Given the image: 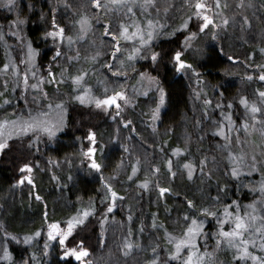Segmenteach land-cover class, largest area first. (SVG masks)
Here are the masks:
<instances>
[{
  "label": "rangeland",
  "instance_id": "rangeland-1",
  "mask_svg": "<svg viewBox=\"0 0 264 264\" xmlns=\"http://www.w3.org/2000/svg\"><path fill=\"white\" fill-rule=\"evenodd\" d=\"M30 1L26 4V0H16V6L11 9L0 6V93H4V95H0V121L4 119L15 120L18 117L27 118L29 111L33 116L39 112H48L47 104L49 102L56 104L64 101L65 107L76 104L74 102L80 103L74 97L89 87L91 96L101 98L105 94V88L108 89L107 94L109 95L113 89L123 90L126 92L129 103L124 104L121 101L119 115H116L117 110L113 106L105 111L103 118L98 116L99 120L102 119L101 131L95 130L96 124H93L95 121L89 122H93L92 125L84 124L86 133L81 131L78 135L70 137V143L78 146L71 145V152L65 153V156L60 159L51 157L49 148L59 149L61 142L66 145L59 136L64 127H61L52 139L44 133H39L38 138L37 135L28 133L25 136L13 135L8 139V147L0 151V164L6 153L9 157L8 154L13 155L16 152L11 147L13 138L20 141L23 146L25 138L29 139L28 148L34 152L39 151V155L36 160L37 164L31 168L32 171L21 173V176L24 177L31 175L33 183H29L25 179L24 183L14 184L12 190H8L0 196L3 197L2 218L0 213V254H2L5 245L9 250V244H14L19 239L23 240L26 235H32L40 230L41 235L45 236V240H40L41 235L34 237L29 244H26L27 247L29 245L27 252L29 254L19 256L15 264H22L23 260H29V264H47L46 260L48 261L50 254L54 252L52 244L58 241H48L47 225L49 223L60 221L62 226H66L67 220L76 216L80 210L84 208L93 209L98 197L100 202L103 200L104 204L109 205L111 203L110 193L105 192L108 197L105 199L106 195L97 193V188L94 194L88 197L83 196L77 187L78 180L81 179L77 172H82L80 169L84 158L87 163L90 162L89 158L84 156L82 152L90 146L87 136L92 131L96 133L97 159H99L98 155L100 157L105 152L109 154L112 150H120L122 159L113 169L114 172L101 174V179H109L108 183L112 184L113 189L124 199H117L116 207L112 212H107V205L106 217L102 220L101 227L103 229L100 235L94 236L93 230L84 234L83 231L85 227H89L88 225L79 229L80 241L84 240L82 237L86 235L88 239H93V248L86 246L90 252L87 259L92 261L91 264H148L149 261L158 257V250L161 247H163V251L165 249L170 260L169 253L175 250V243L169 241L168 234L170 233L177 238L183 237L187 227L184 220L185 214L203 219L204 227L210 221L216 222H214L216 225L212 227L213 233L211 230V234H206L200 239V242L197 239L201 252L207 249L208 252L213 253L214 259L211 264H242V262L234 259L235 250L228 247L225 241H221L220 246L217 247V240L220 237L215 235L219 230L215 217L203 218V215L199 213L195 215L187 210L188 207L184 208L183 204H180L179 209L175 210V205L178 204L177 200H173L172 206L174 208L170 209L175 210L174 213L170 217L165 215L160 218L162 225L155 223L156 220L153 215H156L157 210H160L163 201L167 202L165 198L168 199L165 195H160L159 188L171 189L172 183L178 185V183L188 179L187 170L182 167L185 162L197 164L198 167L194 170L191 178V180L195 178L196 183L199 181V175H207L209 170L211 172L223 170L224 165L222 164L225 162L230 172H227L229 178L221 181L223 187L231 189L230 184L227 186L226 184L233 179V186L237 187V192L241 195H248L250 200L245 203L248 205L255 204V214L264 216V196L260 190L261 183H264V134L261 131L264 129V124L260 121H264V115L258 113L256 114L257 119L253 120L250 112L253 104L260 107L264 112V98L259 96V92L264 91V81L259 79L264 67H257L258 65L264 66V52H261V49H264V0H221L219 9L215 8V0H205L206 3L212 5L208 10V15L213 17L215 24L219 25L224 18H227L229 23L220 28L210 26L203 33L198 30L202 21L195 17L189 21L187 29L180 28L181 23L192 14L190 2L194 4L195 0H154V3L147 8L141 7L143 0H128L127 6H116L110 0H101L102 4L106 5L102 8H96L91 0H44L43 8L40 2L44 11L42 14H45L42 18L51 22L43 21L40 25V36L48 48L46 50L48 51V58L45 59L44 71L40 70L39 54L35 57V64L28 60L27 46L31 40L26 34V23L35 16L32 13H38L37 10L29 8ZM241 3H243V7L239 6ZM225 4L227 7H224ZM129 7L132 9L131 12L128 10ZM84 15L89 18L91 27L81 38L79 24L76 21ZM245 16L248 17V24L243 22ZM17 19L24 21V23H13ZM148 20H153L156 25L164 26L155 29L157 34L154 35L150 45L141 47L140 55L129 61L128 55L134 48L140 47L139 41L121 39V51L113 57L115 44L112 37L105 34V26L107 25L112 32H117V34L121 24L129 26L130 32L135 30L136 25H140L147 31ZM53 21H55V25L64 28L65 39L63 41H60L59 38L54 40L52 37L46 36V33L56 30ZM178 30L188 31L185 37L192 32L197 33L188 47H185L184 37L182 39L183 47L178 50L182 53V59L192 65V69L178 72L174 66L177 75L181 74L180 76L186 79L188 87H190V112L179 124H171V126L166 127L162 125V115L167 106V89L160 77L150 72L148 64L152 63L151 53L157 52L158 42L175 35ZM212 31L218 34L216 40L211 38ZM173 32L174 34H172ZM68 36L73 38L71 45L67 41ZM32 47L36 49L33 44ZM57 47L60 48L61 55L53 60ZM213 48L218 49L226 64L224 68L216 71L218 76L212 81L207 75L203 60L207 52L210 54ZM221 48L223 49L222 52L220 51ZM97 53L100 55L93 61L91 57L96 56ZM77 55L78 58H76ZM229 57L233 59L230 60ZM6 63L9 64V68L4 70L3 65ZM172 63L175 65L174 60ZM13 64L19 69V75L16 74V69L12 67ZM108 64H112L113 67L109 69ZM49 65H51V71L56 74L58 84L47 82ZM117 69L120 73L127 75L113 76L112 73L116 72ZM62 71H64L63 76H61ZM24 72L29 75V85L38 83L40 77L45 78V82L40 84V90L48 93L46 99L41 98L39 90H34L31 87L25 90ZM32 72L36 73L35 77H32ZM81 72H87V75L84 77L82 86L77 89V85L73 83L71 77ZM141 73L144 74L143 77ZM249 77L252 78L249 79ZM5 80L8 82L6 88L4 87ZM219 85H223L226 92H222ZM161 88L165 92L164 104L160 107L159 118L154 121L152 118L153 111L159 103V90ZM243 97L247 98L248 107L241 103ZM5 100L9 103L6 104ZM206 101H210V103H206ZM218 104L220 107H217ZM229 105L231 106L229 107ZM98 109L104 111L102 108ZM61 115L64 117V126L65 113H59L53 109L44 118L55 123ZM86 120L89 121L90 119ZM93 120L96 118L94 117ZM126 121H130L127 126H125ZM81 122L83 121L81 120ZM108 122L109 124H107ZM245 122L248 124L247 130L243 127ZM220 129H223L225 135H220ZM165 135L171 136L173 141L172 146L167 147L169 157L167 156L166 159L155 150V148L163 150L167 146V136L164 140ZM23 146L18 147L23 149ZM177 147L185 150L179 156L174 155L172 151ZM108 154L107 159L109 161ZM241 155L244 157V163L239 168V175L233 176L231 170L236 166L233 160ZM253 155L256 157L255 171L251 167ZM168 159L172 160V172H176L175 177L168 171ZM201 160H206L203 166V174L199 168ZM108 161L104 162L103 167L105 169L108 167ZM97 162L101 163L98 160ZM101 165L103 164L101 163ZM133 166L137 167L138 171L129 181L128 176L132 175ZM156 168H159V173L155 172ZM38 179L40 180L39 184H41L39 185L40 189L49 186V184L51 187L44 194L49 195L50 199L46 195L48 200L40 206L37 227L33 225V221L37 218L35 214L39 210L34 205H38L41 200H44V195L38 194L42 198L40 201L34 199V196L31 195L35 189H31L30 186L34 188L35 181ZM145 180L149 181L147 188L141 186V182ZM28 183L29 186L25 185ZM68 186L71 188L70 194L72 195L67 194L65 190ZM102 186L105 189V181L103 180ZM129 188L128 193L126 191ZM215 198L212 197L213 201L204 200L198 206L201 208L215 206L220 203ZM169 199L168 202L171 204ZM138 205L140 209L142 207V213L148 215L142 221L140 217L136 216L139 214L136 211ZM241 208L239 211L241 216L246 212H252L248 206ZM243 208H248V211L244 212ZM45 212L47 218H45ZM22 215L24 216L22 217ZM182 217L183 222L181 221ZM219 218L224 219L223 214H220ZM48 219L50 220L47 221ZM168 219L173 220V223L169 222L171 225L167 224ZM44 223H46L43 228L44 231H41L38 228ZM154 223L155 227L153 226ZM227 224L231 228L233 227L231 221ZM145 225L147 229L152 228L154 237L143 231ZM164 226L169 230L168 232L161 229ZM5 233L11 235L5 236ZM12 235L17 237V241L11 239ZM248 238L250 237L246 234L245 239ZM69 240L68 238L66 245ZM80 241L75 244H79ZM46 242H48L47 250L44 248ZM126 242L133 244V248L128 250L127 254H125ZM158 244H160V248ZM258 244L259 239L257 237ZM257 245H250L249 250L255 255L264 256V250ZM153 248L156 249L155 254ZM9 251L11 252V250ZM60 251L63 252L61 246ZM33 253H35V260L30 259ZM181 255L185 257L187 250L183 251ZM171 259L173 260V258ZM159 261H161L159 264H165L164 260L160 258H158ZM1 262L9 264L8 261ZM167 264H182V260L171 261ZM247 264H253L251 259L247 261Z\"/></svg>",
  "mask_w": 264,
  "mask_h": 264
},
{
  "label": "snow or ice",
  "instance_id": "snow-or-ice-1",
  "mask_svg": "<svg viewBox=\"0 0 264 264\" xmlns=\"http://www.w3.org/2000/svg\"><path fill=\"white\" fill-rule=\"evenodd\" d=\"M110 2L113 5L116 6H127L128 0H110ZM91 3L96 8H102L105 7V4H102L101 0H91ZM154 3V0H143V3L141 4V7L147 8L151 6ZM0 6L8 7L11 9L12 7L16 6V0H2V3H0ZM240 7H243V3L239 5ZM212 7V5L205 2V0H195V3L192 4L190 2V9H191V15L187 17L181 23L180 28L181 29H187L189 25V21L193 19V17L197 18L198 20H201L202 22L199 24V32L203 33L206 29H209L210 26H214L215 28H220L222 26H227L229 21L227 18H224L221 20V23L219 25L215 24V21L212 16L208 15V10ZM221 7V0H215V8L219 9ZM224 7H227L225 4ZM129 12H131V7H129ZM243 22L245 24H248V17H243ZM15 24H23L24 21L17 19L13 21ZM77 24H79L81 38L83 34H85L89 28L91 27V23L89 18L84 15L81 16L78 21H76ZM148 30L145 31L144 28H142L140 25L135 26V30L131 31L129 30V26L121 24L119 28V32H112L109 27L105 26V34L112 37V40L114 41L115 48L112 53L113 57L116 56V53L120 52V40H138L140 47L134 48L131 53L128 55V60H134L136 56L140 55L141 47L150 45L152 42L154 35L157 33L155 32V29L157 27L163 28V25H156L154 24L153 20H148ZM54 28L56 30L50 31L46 33L47 37H52L54 40L56 38H59L60 41H63L65 39V30L62 27H59L58 25H55V21H53ZM174 34V32L172 33ZM13 35H16V33H13ZM197 33L192 32L189 36H186L184 38V44L185 47L190 46V41L196 37ZM217 32L212 31L211 32V38L213 40L217 39ZM73 38L71 36L67 37V41L69 45H71ZM28 60L32 64H35V57L39 54L38 49H34L32 47L31 42L28 43ZM220 51L222 52L223 49L221 48ZM261 52H264V49H261ZM61 55L60 48L57 47L56 52L53 56V60H56L57 57ZM100 53H97L96 56L91 57V59L94 61L96 60V57L99 56ZM161 56L160 52L153 51L151 53V60L153 63H155L158 58ZM78 58V55L77 57ZM73 59V58H70ZM230 60L233 58L229 57ZM173 60L175 62V67L178 72L184 71L185 69H192V65L187 63L184 59H182V53L180 51L175 52L173 56ZM23 63V61H22ZM123 64V62H121ZM13 68L16 69V74L19 75V69L16 65H12ZM107 67L111 69L113 67L112 64H108ZM257 67H264L258 65ZM9 68V64H4L3 69L7 70ZM49 73H48V83H59L56 81V74L51 71V65L48 66ZM64 75V71L61 72V76ZM87 75V72H81L78 75L72 76L71 79L75 85H77V89H79L82 86V83L84 81V77ZM113 76L119 77L121 75L126 76V73H120L119 69H117L116 72L112 73ZM143 73H141V76L143 77ZM36 73L32 72V77H35ZM252 77H249L251 79ZM259 79L261 81H264V71H261ZM45 82L44 77H40L38 83H33L29 85V75L27 72L23 73V84L25 87V90L28 89V87H31L34 90H39L41 98L46 99L48 97V93L40 90V84ZM7 80L4 81V87H7ZM158 83V82H157ZM15 90V89H13ZM160 97H159V103L157 104L156 108L153 111V120H157L159 118V111L160 107L164 104L165 99V92L164 89L161 88L160 90ZM91 89L85 88L83 92L80 95H77L74 97L75 100H78L81 104L84 103H94L95 107L102 108L107 111V109L112 108L113 106L117 110L116 115H119V110L121 109V101H123L124 104L129 103L128 97L126 95V92L123 90H112V93L109 95L108 89L105 88L104 92L105 94L103 97L99 96H91L90 95ZM0 95H4V93H0ZM259 96L261 98H264V91L259 92ZM34 99H36L34 97ZM6 104L9 103V101H4ZM206 103H210V101H206ZM241 103L245 105V107H248V100L246 97L241 98ZM231 105H229L230 107ZM217 107H220L218 104ZM48 112L55 109L59 113H66L67 109L65 107V102L60 101L56 104H53L49 102L47 104ZM48 112H39L37 115L33 116L31 115V112L29 111V115L27 118L18 117L15 120H8L4 119L0 121V151L6 149L8 147V139L11 138L13 135L16 136H25L28 133H33L34 135H37L39 133L46 134L50 139L54 138L57 134V132L60 130L61 127H63V121L64 117L63 115L60 116V119L56 121L55 123L51 120H48L44 117H47ZM250 112L252 114V119H257L258 113L264 115V112H262V109L260 107H257L255 104L251 105ZM115 119V117H113ZM229 122L231 123L230 117ZM262 124H264V121H260ZM130 124V121L125 122V126ZM243 127L247 130L248 124L245 122ZM262 134H264V129L261 130ZM220 135H225L223 129L219 130ZM227 139V137H225ZM88 141L90 142V146L86 149V151H83L82 154L86 157H88L91 161L90 168L95 170H100L102 165L98 163L95 159V154L97 152V139H96V133L90 131L87 136ZM102 151V149H101ZM173 154L176 156H179L184 149L177 147L172 150ZM252 160V170L255 171V161L256 157L253 155L251 157ZM139 163V161H137ZM206 163V160H201L199 162V168L201 173L203 174V166ZM235 167L231 170V175L238 176L239 175V168L244 163V157L241 155L240 157H237L233 160ZM184 169L187 170V176L189 179L192 178L194 170L198 167L197 164L192 162H185L182 166ZM167 168L168 171L171 173L173 177H175L176 172H172V160L168 159L167 161ZM21 171H28L29 173L32 171L31 165L24 164ZM138 171V168L133 166L132 167V175L128 176V180L131 181L133 179V176ZM159 168L155 169L156 173H159ZM211 175V174H209ZM25 179L28 180L29 183H33L31 175L24 177L21 176L20 181L18 183H24ZM149 185V181L145 180L141 182V186L144 188H147ZM105 189L107 193H110L111 197V203L107 207V212H112V210L116 207V201L117 199H124V197L120 196L117 191L113 189L112 184L105 181ZM260 190L262 193H264V183H261ZM170 188L166 187H160L159 193L160 195H164L167 192H170ZM107 195L105 196V199H107ZM36 199L40 200L42 199L38 194L36 195ZM217 201L219 200V197L215 198ZM103 203V200L101 201ZM187 206L189 210L196 211L199 214L203 215L204 217H215L217 218V223L219 225L218 233L215 235H218L220 239L217 240V247L220 246L221 241H225L227 246L230 248H233L235 250V256L234 259L238 262H242V264H247V261L251 259L253 264H264V256H258L255 255L252 251L249 250L250 245H257V237L259 239V244L257 245L260 249L264 250V216H257L256 213V206L255 204L248 205L249 208L252 209V212H246L243 216L239 214V206L237 205V212L236 214H233L229 211V208L231 205H227L224 208V219L219 218V214L217 211L210 210L207 207H202L197 209V206L192 200H186ZM232 204H236V201H233ZM94 214V209L92 208H84L80 210L76 216L71 217L67 220L66 226H62L60 221H53L47 225L48 231H47V238L48 241H54L58 240L61 248L63 249L62 252V259L63 258H71L74 257L76 261L80 262V264H91V262L87 259L90 255L89 249L84 247L83 241H80L79 244L75 247H67L66 241L70 236H72L74 230L81 225L85 224V221L88 219L90 215ZM45 218H47V213L45 212ZM131 219V217H129ZM184 220L187 224V227L183 233L182 238L173 237L170 233L169 241L175 243V250L170 251L169 255L171 258L175 260H182V264H211L212 260L214 259L213 253H210L205 249L204 252L200 251L199 245L197 244V237H200L203 235V227H204V220L198 219L196 216H191L188 214H185ZM231 221L233 224V227L229 230H225L224 225ZM155 227V223L153 224ZM248 234L250 238L245 239V235ZM11 234L5 233V236H9ZM41 235L40 230H37L32 235H26L23 238L24 244H29L34 237H39ZM11 239L14 241H17V237L12 235ZM19 242V241H18ZM45 250L48 248V242L44 245ZM133 248V244L130 242L125 243V254H127V251ZM187 250V255L185 257H182L181 253L183 251ZM156 249L153 248V253L155 254ZM31 260H35V253H33L30 257ZM0 261H8L9 264H15V261L13 260L12 253L8 250L7 245L4 246L2 254H0ZM22 264H29V260H23ZM148 264H158V257L156 259H153L148 262Z\"/></svg>",
  "mask_w": 264,
  "mask_h": 264
},
{
  "label": "trees",
  "instance_id": "trees-1",
  "mask_svg": "<svg viewBox=\"0 0 264 264\" xmlns=\"http://www.w3.org/2000/svg\"><path fill=\"white\" fill-rule=\"evenodd\" d=\"M29 1L30 0H26V4ZM40 2L42 3V8H43L44 0H33V1H30L29 3V8L31 7L35 11L37 10L38 13L36 14L32 13V15H35V16L31 17L27 21L26 34H27V37L31 40L33 46H35L36 49L39 50L40 70L44 71L46 67L45 59L48 58V51H46L48 48L43 43L42 37L40 36L41 35L40 25L43 21L47 23H51V22L42 18V16L45 14H42L44 13V11L41 8ZM46 16H49V15H46ZM187 33L188 31L178 30V32L175 33V35L167 37V39H163L160 42H158L157 52H160L161 56L158 58V60L155 63H153L152 61V63L148 64V69L150 70V72L154 74L155 76L160 77V79L162 80V83L167 89V106H166L165 112L162 115V122H163L162 125L166 127L171 126V124H176V125L179 124L180 122H182V119L186 117L187 114L190 112L189 110L190 109L189 107L190 106V100H189L190 87H188L186 79L183 76H180L181 74L177 75V73L174 71L175 65H173L172 63L174 53L183 47L182 39L185 37ZM203 64L207 69V75H209L210 79H212L213 81V79L216 76H218V74H216V71L224 68L226 63H224V60L221 57V54L218 51V49L213 48L210 54L207 52L206 57L203 60ZM219 86L221 87L222 92H226V89L223 85H219ZM74 103H76V104H72V106L74 107L72 106L66 107L67 112L65 113L66 120L63 126L64 129L62 132L59 133L60 138L64 140L67 146L64 145L63 142H61L60 143L61 148L59 149L50 147L49 150H50L51 157L60 159L61 157L65 156L64 155L65 153L71 152L72 144L70 143L71 142L70 137L72 135H78V133H80L81 131L86 133L87 130L84 124L92 125L93 122L92 123H89V122L95 121L93 123L94 125L96 124L95 130H98V131L102 130V126H103V124H101L102 119L99 120L98 116L103 118L106 110L103 109L104 110L103 112L100 111L97 107H95L94 103H91V104H81L77 102H74ZM94 117L96 118V120H93ZM85 119H90V120L85 121ZM81 120L83 122H81ZM107 124H109V122ZM166 136L167 135L164 136V140H166ZM18 138H22V137H18ZM157 138L159 137L157 136ZM28 141L29 139L25 138L24 146H23L20 141L13 138L11 141V147H13V151L15 150L16 152H14L13 155L8 154L10 155L9 157H7V153H6V156L2 157V160H1L2 162L0 164V196L6 193L7 191L6 188L13 187L14 184L18 183L19 178L22 173L21 169L24 164L31 165V168H33V166L37 164L36 160L39 155V151L34 152L31 149H29ZM172 143L173 141L171 140V136H167V144H166L167 146L163 150H159L157 148H155V150H157V152H159L166 159L167 156L169 157V153H167L169 149L167 147L172 146ZM74 145H77V144H74ZM18 146H23V149ZM17 148H19L20 150H18ZM77 150H80V149L77 148ZM119 151H120L119 149H116V151L115 150L110 151L109 154L108 152H105V154L101 155L100 157L98 155V158L103 164L101 169L92 170L88 168L87 170L88 173L85 174V176L78 175V177L81 179L77 178L79 179L77 187L81 191V194H83V196L84 195L88 197L91 196L92 194H94V191L97 188H98L97 193L99 194L104 193V195H106L105 193L106 190L103 189V186H102L103 179H101L100 173L108 174V172L110 171L114 172L113 169L117 166L118 162L121 161L122 159ZM107 154L109 155V161L107 159ZM173 158L171 159L173 160ZM106 161H108L107 169L103 167L104 162ZM82 164H85L87 168V160H85V158ZM222 165H224L223 170L219 169L218 171H213V172L209 170L207 172V175H203V176L199 175V181L197 183H196L195 178H194L195 180L194 179L188 180L189 178L185 179L184 182H181L180 184L178 183V185H176L175 183L174 184L172 183L170 186L171 191L164 194L168 199L170 198L169 201H171V204H169L168 199L165 198V201L167 202L165 203L163 201V203H161L160 205V210H157L156 212L157 214L153 215L154 219L156 220L155 223L162 225V222H160V218L164 217L165 215L166 216L169 215L167 217H170L176 209H179L180 204H183L185 206L184 208L188 207L186 200H188L189 197L191 198V199L189 198V200H192L196 206H198V204L204 200L210 199L211 201H213L214 199H212V197H219L218 202L220 203L215 206H211L209 208L210 210H214L217 212L220 209L218 212L219 216L220 214L222 215L224 213V208L227 205H231V207L229 208V211L232 212L233 214H236L237 205L239 206V211L242 209L241 207L248 206V204L245 203L250 200L248 195L247 194L241 195L237 192V187L233 186L234 184L233 179L230 180V182L226 184V186L230 184V186L232 187L231 189L225 188L221 184V181L223 179L229 178L227 176L228 174L227 172H230V169L228 168L227 165H225V162H223ZM209 173L211 175H209ZM104 181L108 182L109 179L104 178ZM39 182H40L39 179L38 181H35L34 188L30 186L31 189L33 190L35 189V191H32L33 195H31L32 197L34 196L33 197L34 199L36 198L35 196L36 194L40 193L44 195L47 189H50L51 187L49 184V186L44 187L45 189L44 188L40 189L39 185L41 184H39ZM25 185L29 186V184H25ZM72 186L74 187L73 184ZM65 190L67 194L72 195L70 194L71 188L69 186ZM129 191H130V188L127 189L126 192L129 193ZM46 195H44V200H41V201L39 200L40 203L38 205L37 204L34 205V207L36 208L38 207V210L40 209V206L44 204L46 200L50 199L49 195H47L48 199H46ZM263 196H264V193H263ZM173 200L178 201V204L175 205L176 208L174 211L170 210L174 208V206H172ZM233 201H236L235 205L232 204ZM105 202L107 203V201ZM107 205L108 204H104L100 202L99 197L97 198L96 203L94 204V208H93L94 214L88 217L84 225L78 226L76 230H74L72 236L69 237L70 240L68 241L67 246L73 247L75 245H78L75 243L80 241L79 229L85 225H88L89 227H85V230L83 231L84 234L90 230L94 231V236L100 235L102 233L103 228L101 227V223H102V220L105 219L106 217L105 209ZM2 206H3V197L2 198L0 197V209H2L1 208ZM199 208L201 207L198 206L197 209ZM243 209H244L243 210L244 212L248 211V208H243ZM187 210L190 212H193L195 215H198V212L196 211H191L189 210V208H187ZM136 211L139 213V214H136V216L140 217L141 221L144 217L148 216L142 213V207L140 209L139 205ZM39 212L40 210L36 212L35 217L37 215V218L33 221V225L37 227H38V221H39L38 217L40 214ZM23 216L24 215H22V217ZM1 218H2V214H1ZM203 218H206V217L203 216ZM49 220L50 219H48L47 221ZM167 221H168L167 224H169V222L173 223V220L168 219ZM181 221L183 222V217L181 218ZM214 222L210 221L207 223V225L203 228V235H201L200 237H197L198 242H200V239H202L206 234L210 235L211 230H212V233L214 232L212 228L214 227V225H216L215 224L216 222L215 223ZM224 226H225V229L227 230L231 228L230 226H228L227 223ZM42 228H43V225L38 229H41V231H44V229ZM161 229L164 232L169 231L165 226L164 228H161ZM143 231H146L150 236L154 237L152 228L147 229L145 225ZM82 239H84L82 241L85 247L90 246L91 248H93V239H88L87 235L83 236ZM40 240L42 241L45 240V236L41 235ZM158 240L160 241L159 236H158ZM22 241H19L18 243H14V244H9V250H11V253H13L12 257L14 261H17L19 259V256L22 257V256L29 254L27 253L29 245L27 247V245L24 244ZM159 245L160 244H158V247ZM52 246H53L52 249L54 252L50 254L48 261L46 260L47 264H80V262L78 261L75 262L71 258L62 259V251H60V244L58 241L53 243ZM157 255H158V258H160L161 260H164L165 264L171 261H175V259L172 260L171 258L169 260L168 256L166 255L165 249L163 251V247H161V249L158 250ZM160 262L161 261H159L158 264Z\"/></svg>",
  "mask_w": 264,
  "mask_h": 264
},
{
  "label": "flooded vegetation",
  "instance_id": "flooded-vegetation-1",
  "mask_svg": "<svg viewBox=\"0 0 264 264\" xmlns=\"http://www.w3.org/2000/svg\"><path fill=\"white\" fill-rule=\"evenodd\" d=\"M71 144H72V143H71ZM72 145H74V144H72ZM95 159H96V161H97V160L100 161L99 159H97V155H96V154H95ZM89 161H90V159H89ZM90 163H91V161L87 163V168H86L85 164H82V168L80 169L82 172H77V175L85 176V174L88 173V171H87L88 168L91 169V168H90ZM100 164H101V163H100ZM92 170H95V169H92ZM101 174H103V173H100V175H101ZM103 181H104V179H103ZM90 262H92V261H90Z\"/></svg>",
  "mask_w": 264,
  "mask_h": 264
},
{
  "label": "bare ground",
  "instance_id": "bare-ground-1",
  "mask_svg": "<svg viewBox=\"0 0 264 264\" xmlns=\"http://www.w3.org/2000/svg\"><path fill=\"white\" fill-rule=\"evenodd\" d=\"M6 190L8 191V190H12V187H8V188H6ZM2 208V207H1ZM2 211H3V208L2 209H0V213L2 214ZM7 225V224H6ZM45 225H46V223H44V225H43V228L45 227ZM42 228V229H43ZM1 230V229H0ZM18 241H22L21 239H19ZM15 243H18V242H15ZM0 263H2V264H5L4 262H1L0 261Z\"/></svg>",
  "mask_w": 264,
  "mask_h": 264
}]
</instances>
